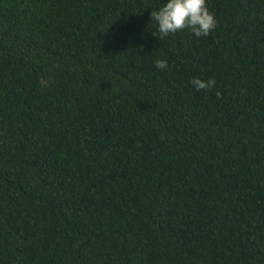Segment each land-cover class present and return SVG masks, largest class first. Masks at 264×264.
I'll return each instance as SVG.
<instances>
[{
  "label": "trees",
  "instance_id": "trees-1",
  "mask_svg": "<svg viewBox=\"0 0 264 264\" xmlns=\"http://www.w3.org/2000/svg\"><path fill=\"white\" fill-rule=\"evenodd\" d=\"M167 2L0 0V264H264V0Z\"/></svg>",
  "mask_w": 264,
  "mask_h": 264
},
{
  "label": "clouds",
  "instance_id": "clouds-1",
  "mask_svg": "<svg viewBox=\"0 0 264 264\" xmlns=\"http://www.w3.org/2000/svg\"><path fill=\"white\" fill-rule=\"evenodd\" d=\"M150 17L157 22L159 36L153 35L159 40L186 29L196 37H206L218 25L214 13L209 11L206 0H168L158 10H152ZM155 66L161 70L168 68L166 60H156ZM190 83L197 91H211L216 81L214 79L204 81L200 78H193ZM215 94L217 98H220V92L217 91Z\"/></svg>",
  "mask_w": 264,
  "mask_h": 264
}]
</instances>
